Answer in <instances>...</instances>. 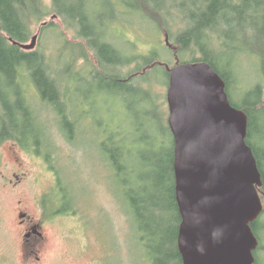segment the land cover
Masks as SVG:
<instances>
[{
    "label": "rangeland",
    "instance_id": "1",
    "mask_svg": "<svg viewBox=\"0 0 264 264\" xmlns=\"http://www.w3.org/2000/svg\"><path fill=\"white\" fill-rule=\"evenodd\" d=\"M45 2L49 4L50 0ZM102 2L94 0L93 11L115 15L107 21V39L128 54H147L158 44L166 46V30L171 34L169 42L172 45V38L184 25L177 9L172 17H167L165 8L169 3H164V6L162 0H149L146 4L149 10L139 4L140 10L133 8L129 12L117 0H111L115 12ZM146 11L151 18L145 15ZM51 21L54 31L40 30L41 25ZM44 22L34 27L33 35L26 44L31 43L34 35L37 36L32 50L45 52L49 57L50 74L53 72L63 92L67 89L71 94L70 97L67 93L69 117L67 121L58 117L56 111L41 102L29 87L30 102L41 128L39 153L23 149L11 141L0 143V264H151L140 240L134 209L123 190V177L115 176L108 162V153L101 148V140L104 130L120 133L124 150L131 153L127 159L131 160L130 166L134 169L128 180L131 188L135 189L144 175L140 159L148 152V145L143 140L150 137L151 129L162 122L156 104L164 113L163 122L168 117L167 77L162 71L156 76L151 75L159 80L148 95L122 91L112 84L101 82V75H88L91 63L69 57V47H66L64 39L77 44L75 30L66 29L53 15H48ZM217 40L214 52L221 55L220 69L229 74L234 82L230 89L232 98L236 102L251 100L253 97L246 94L260 82L261 101L264 102V66H261L259 58L233 51L230 48V44L236 42L233 39H224L225 46H230L228 48H220L217 44L220 41ZM161 47L156 48L160 50L158 54L162 52ZM77 52L76 48L71 51L75 54L73 56ZM164 54L169 58V66L174 65V56L166 51ZM88 55L94 60L91 53ZM159 61L167 63V60ZM134 69L135 65L130 64L124 71ZM143 70H138L137 81L146 74ZM152 121H155L154 125ZM263 137L262 133L256 135L254 142L261 145ZM50 151L47 160L44 155ZM261 198L260 246L256 253L264 264L262 195ZM61 207H72L74 210L69 214L56 212ZM20 213L27 214L35 224L41 213L44 215L46 240L40 248L37 262L33 259L24 262L21 257L32 247L30 242L29 246L22 247L24 227L18 224L23 218Z\"/></svg>",
    "mask_w": 264,
    "mask_h": 264
},
{
    "label": "trees",
    "instance_id": "2",
    "mask_svg": "<svg viewBox=\"0 0 264 264\" xmlns=\"http://www.w3.org/2000/svg\"><path fill=\"white\" fill-rule=\"evenodd\" d=\"M101 1L109 5L113 12L116 11L111 0ZM117 1L127 12L133 8L140 10L139 4L149 10L146 6L149 0ZM162 1L163 5L169 3L165 8L167 17H172L174 10L177 9L182 15L181 22L184 24L175 38L171 37V49H168L166 44L162 47L158 44L157 47H161V54H158L160 50H156L157 47L149 50L147 54H128L116 48L107 39L109 34L106 31L107 21L115 15L94 12V0H50L49 4L45 0H0V108L2 110L0 111V143L11 141L23 149L33 150L35 154L39 153L41 128L30 102L29 87L41 102L56 111L58 117L64 121L69 117L67 93L70 97L71 94L67 89L63 92L53 72L52 75L50 74L49 57L40 49L26 51L20 46L31 38L34 27L41 22L45 23L48 15H54L60 19L66 29L75 30L77 44L64 39V43H67L66 47H69L68 55L71 60L79 58L87 64L91 63L88 75L95 77L101 75V82L112 84L122 91L150 94L151 87L156 84V80H159L151 75L156 76L161 71L165 73L168 85L169 58L167 59L164 51L174 56V64L195 61L209 63L224 80L231 104L242 109L247 115L246 142L252 148L257 160L262 178L260 192L263 196L264 141H261V145L254 142L256 135L264 134L262 84L258 82L247 92V96L253 97L251 100L236 102L230 95L234 82L229 74L220 69L221 55H216L214 47L215 40L218 39L220 42L217 44L220 48H228L230 46H225L224 39H233L237 43L230 44L233 51L258 57L261 66H264V0ZM145 15L150 17L147 11ZM40 30L54 31L53 22L41 25ZM165 33L168 37L171 36L167 30ZM75 48L78 52L73 56L75 54L71 51ZM88 53H91L94 60ZM159 59L167 60V63ZM130 64H134L135 69L125 72V67ZM161 64L165 66L160 67ZM141 68L144 70L147 68L146 74L144 73L142 79L137 81V73ZM155 108L162 122L158 124L159 128L157 125L155 129H151L150 137L143 140L148 145V152L140 159L144 175L141 176L140 183L136 184L135 189L131 188L128 180V177L133 175L132 169H134L130 166L131 160L127 159L131 153L124 150L125 145L120 133L104 130L101 148L108 153V162L115 176L121 179L123 177V190L127 193L134 209L140 229L138 232L141 234L140 240L146 248V255L151 264H183L177 247L181 217L175 199L173 137L167 119L163 122L164 113L157 104ZM151 123L154 125L155 121ZM50 153L51 151L44 155L45 159L48 160ZM73 210L72 207H61L56 212L69 214ZM260 221L258 217L251 223V228L258 239V247L254 251L255 264H263L256 253L260 246L258 230Z\"/></svg>",
    "mask_w": 264,
    "mask_h": 264
},
{
    "label": "water",
    "instance_id": "3",
    "mask_svg": "<svg viewBox=\"0 0 264 264\" xmlns=\"http://www.w3.org/2000/svg\"><path fill=\"white\" fill-rule=\"evenodd\" d=\"M36 39L21 48L32 50ZM164 39L170 45L167 33ZM167 68L182 263L255 264L258 239L251 223L263 210L262 178L246 142L247 115L231 104L224 80L209 63Z\"/></svg>",
    "mask_w": 264,
    "mask_h": 264
},
{
    "label": "flooded vegetation",
    "instance_id": "4",
    "mask_svg": "<svg viewBox=\"0 0 264 264\" xmlns=\"http://www.w3.org/2000/svg\"><path fill=\"white\" fill-rule=\"evenodd\" d=\"M20 215H23V218L18 221V224L24 227L22 233V247H26L28 245V242H30V245L32 247L26 254L23 253L21 257L24 262H26V260L28 259H33L34 262H37L40 259V248L41 246H43V243L46 240V235L44 231L45 221L43 220L44 215L41 213L42 218L40 217L38 223L36 224L30 217H28L27 214L20 213Z\"/></svg>",
    "mask_w": 264,
    "mask_h": 264
}]
</instances>
